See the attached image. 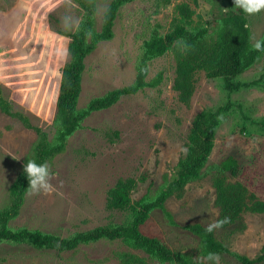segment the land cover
Here are the masks:
<instances>
[{
	"label": "rangeland",
	"instance_id": "374dc122",
	"mask_svg": "<svg viewBox=\"0 0 264 264\" xmlns=\"http://www.w3.org/2000/svg\"><path fill=\"white\" fill-rule=\"evenodd\" d=\"M113 0H96L95 32L103 28L104 15ZM129 0L118 12L114 36L98 41L85 60L77 107L107 93L132 85L139 70L148 69L147 81L159 74L158 87H146L123 97L111 108L89 115L69 138L65 149L49 162L51 191L29 192L13 230L27 228L63 238L107 224L131 221L130 213L106 208L108 191L119 179L134 178V201L154 200L173 178L186 151L192 122L203 110L230 106L217 132L215 146L203 175L187 185L183 195L172 197L167 207L175 221L185 225L200 221L216 226L213 176L230 155L241 162L238 178L264 200V55L247 72L234 79L239 87L227 90L222 78L197 75L190 105L178 100L173 89L176 77L174 53L148 61L145 42L158 31L174 27L176 6L188 3L194 25L215 32L221 18L237 11L234 0ZM252 37L264 38V9L246 14ZM84 20V10L71 0H0V85L14 110L30 117L34 126L55 138L54 120L62 70L68 60L70 38ZM118 132V137L115 136ZM38 136L0 108V212L12 199L10 187L32 154ZM172 250L215 264L201 254L200 241L172 225L162 211L152 213L144 227ZM232 253L256 258L264 248V214L245 213L243 225L217 231ZM142 258L143 264L162 263L122 241H99L69 252L40 251L28 244L0 243V264H121L123 255ZM219 264H241L230 254Z\"/></svg>",
	"mask_w": 264,
	"mask_h": 264
},
{
	"label": "trees",
	"instance_id": "16d2710c",
	"mask_svg": "<svg viewBox=\"0 0 264 264\" xmlns=\"http://www.w3.org/2000/svg\"><path fill=\"white\" fill-rule=\"evenodd\" d=\"M71 1L84 10V20L76 32L61 33L70 38V43L56 104L54 140L50 139L49 134L41 127L34 126L28 115L14 110L12 102L4 97L0 85L1 110L21 121L27 128L33 129L38 136L33 152L25 163L28 159H35L37 163H49L56 155L64 151L69 138L89 115L111 108L123 97L134 95L146 87H158L163 81V74H159L148 82V69L143 67L132 85L95 98L86 109H79L77 105L85 71V60L96 42L113 38L118 12L129 0H113L109 4L100 33H96L94 27L96 0ZM194 2L197 3L196 0ZM176 13L178 17L171 31L164 35L156 31L145 42V56L148 61H151L168 52L174 53L176 77L173 89L177 93L178 100L186 106L190 105L196 91L197 75L200 72H204L208 79L222 78L227 90H235L239 84H235L234 79L256 65L264 55V49L252 48L250 40L252 34L248 19L246 13L240 8L226 13L214 33L208 28L194 25L196 12L188 3L177 5ZM229 109L230 106L227 105L216 111L203 110L196 115L186 138V151L175 167L173 178L161 189L154 200H133L132 194L138 187L136 179L127 178L117 181L107 193L106 208L111 212L130 213L131 221L124 224H107L66 238L27 228L11 229L10 222L19 216L26 196L30 192L27 189L28 180L22 169L9 189L11 205L0 212V243L9 241L28 244L40 251L69 252L83 245L103 240L122 241L130 248L143 251L162 263L205 264L190 254L172 250L159 237L144 231L152 213L159 210L172 225L200 241L201 254L204 257H207L209 252H214L219 256L230 254L241 264H264V248L259 256L250 259L230 252L217 236L218 230L243 225L245 213L264 214V200L238 180L242 167L236 156L230 155L223 159L213 176L215 204L220 209V216L217 225L212 227V231H208L210 225L200 221L185 225L177 223L166 204L172 197H181L188 184L202 177L214 149L217 132ZM115 136L118 137V132H115ZM143 261L136 255L125 254L121 264H143Z\"/></svg>",
	"mask_w": 264,
	"mask_h": 264
},
{
	"label": "clouds",
	"instance_id": "9594fccd",
	"mask_svg": "<svg viewBox=\"0 0 264 264\" xmlns=\"http://www.w3.org/2000/svg\"><path fill=\"white\" fill-rule=\"evenodd\" d=\"M234 6L240 8L246 14H254L264 9V0H234ZM252 48L255 50L264 49V38L250 37ZM23 171L28 180L27 189L31 192H39L41 190L47 192L52 190L50 178L53 175L48 162L37 163L35 159H28L23 165ZM213 226H209L208 231H212ZM207 260L214 261L219 264V254L209 252Z\"/></svg>",
	"mask_w": 264,
	"mask_h": 264
},
{
	"label": "water",
	"instance_id": "95a60500",
	"mask_svg": "<svg viewBox=\"0 0 264 264\" xmlns=\"http://www.w3.org/2000/svg\"><path fill=\"white\" fill-rule=\"evenodd\" d=\"M58 99V98H57Z\"/></svg>",
	"mask_w": 264,
	"mask_h": 264
}]
</instances>
